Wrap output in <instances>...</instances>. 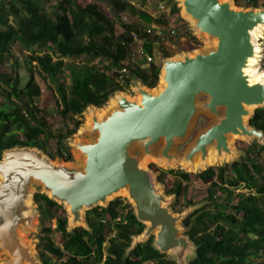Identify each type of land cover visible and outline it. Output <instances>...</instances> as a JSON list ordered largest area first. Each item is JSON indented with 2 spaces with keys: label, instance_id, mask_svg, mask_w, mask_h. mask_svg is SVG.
Wrapping results in <instances>:
<instances>
[{
  "label": "water",
  "instance_id": "1",
  "mask_svg": "<svg viewBox=\"0 0 264 264\" xmlns=\"http://www.w3.org/2000/svg\"><path fill=\"white\" fill-rule=\"evenodd\" d=\"M180 9L194 33L214 42L213 47L182 58H163L158 78L164 86L153 92L137 85L133 93L140 97L139 102L117 93L115 106L99 119L97 109L90 106L86 141L71 143L81 164L54 163L37 148L15 146L2 152L3 264H41L21 236L34 229L35 216L29 204L34 186L68 208L73 229L82 226L85 230L84 212L106 208L110 199L125 193L136 221L145 226L140 235L131 237L126 255L154 235L151 245L159 254L175 255L176 264L194 259L196 247L181 235L178 225L198 209L174 215L168 208L170 199L156 187L153 174L143 165L148 160L165 167L183 165L187 170L196 165L195 170L201 173L207 170L209 152L215 162L233 158L232 137L254 139L264 147V132L247 123L252 112L264 108V77L253 83L246 73L255 57L251 32L264 27V9L238 10L220 0H182ZM200 114L211 120L210 125L178 154L175 149L187 139Z\"/></svg>",
  "mask_w": 264,
  "mask_h": 264
},
{
  "label": "trees",
  "instance_id": "2",
  "mask_svg": "<svg viewBox=\"0 0 264 264\" xmlns=\"http://www.w3.org/2000/svg\"><path fill=\"white\" fill-rule=\"evenodd\" d=\"M108 1L116 14L131 9L129 0ZM159 1L169 9V18L178 14L175 2ZM257 1L249 0L250 8H257ZM40 2L42 6L38 5ZM138 17L150 27V32L162 33L167 39V48L171 49L178 42L168 31L169 19L165 16L151 17L139 13ZM121 28L122 33L116 36L115 22L95 3L80 6L74 0H60L51 11H48V0H6L0 3V62L11 56L16 43L25 49L34 45L42 52L29 58L28 81L24 87L20 88L17 75L0 73V83L7 89L3 92L6 99L21 102H12L9 109L0 108V158L4 150L15 146L44 152L46 140L53 137L45 112L34 105L41 91L35 81L32 62L36 63L40 75L54 84L55 105L61 118L73 121V130L67 132V136L80 126L74 117L90 106L103 107L114 93L124 90L115 82V74L108 76L90 65L95 59L106 60L111 68L119 69L129 54L132 33L145 41L144 50L152 55L149 43L153 40L140 24H121ZM171 53L165 52L164 57H171ZM66 59H81L84 64L66 66ZM64 68L69 70L70 85L67 88L60 83ZM159 73L160 67L153 63L146 69H130V78L152 89L158 82ZM1 91L0 86V95ZM248 125L264 132V108L254 111ZM57 138L60 142L63 135ZM64 149L60 144L57 154L67 162L70 155L63 157ZM255 149L264 151V147L258 145L254 146ZM253 153L259 156L255 151ZM225 173L224 168L217 175L213 169H207L194 176L202 183L210 184L207 198L211 204L195 210L183 220L185 235L196 247L195 257L188 264H252L255 259L264 260V160L246 159L244 163H234L228 176ZM169 174H173L176 181L168 193L180 197L186 191L184 183L189 182L190 176L180 171H169ZM241 187L249 192L248 195L238 201L232 200L233 190ZM33 202L41 215L53 217L51 211L59 209L55 202L39 193L34 194ZM85 221L88 230L77 227L67 233L66 220H56V230L63 243L60 248L45 239L42 251L56 260L45 264H176L154 250L152 239L137 245L126 255L131 237L140 235L145 226L136 221L133 210L123 205L120 199L111 201L106 208L88 211ZM105 231L115 232V235L108 237Z\"/></svg>",
  "mask_w": 264,
  "mask_h": 264
},
{
  "label": "rangeland",
  "instance_id": "3",
  "mask_svg": "<svg viewBox=\"0 0 264 264\" xmlns=\"http://www.w3.org/2000/svg\"><path fill=\"white\" fill-rule=\"evenodd\" d=\"M6 0H0L1 2H5ZM60 0H48V11H51V8H53ZM153 0L151 3H149L147 0H129V5L131 9H128L125 12L122 13H114L109 5L108 0H74V2L80 6H85L88 3H95L97 4L101 11L105 13L110 19H112L115 22V31L114 34L116 36L120 35L122 33V25H130L132 23L137 22L140 24V28H142L143 31L148 32L150 27L144 23V21H139V13H145L148 16L153 15V12H156V3L159 0H156L154 2ZM176 3V6L179 9V12L177 15L170 17L169 19V30L172 31L173 34L171 35L174 38L178 39V42L172 46V48L168 47V42L163 35H158L156 33L151 32L150 33V40H153L152 43H149V47H151V56L153 57V62L155 65L160 67V73H161V61L163 60L164 53L170 52L171 57L168 58H176L178 56L182 55H193L194 52L202 51V50H208L213 47L212 42L197 36L193 29L192 24L189 20H187L180 9V4L178 0H172ZM221 2H230L232 4V7L234 9L238 10H249L252 9L249 6V0H220ZM161 2V1H160ZM39 6H42V3H38ZM264 0H258L257 1V8H253L255 10H263L264 7ZM166 10H169L166 8ZM158 14V13H156ZM160 14V13H159ZM158 14V15H159ZM138 15V16H137ZM9 21H12V18L9 17ZM171 34V33H170ZM158 38V39H157ZM172 39V38H171ZM142 47L145 44V41L142 39ZM258 45L260 48V54H259V60L257 61V70L264 75V30L261 31V36L258 39ZM144 48V47H143ZM170 49V50H169ZM42 52L38 48H36L34 45L30 49H25L20 43H16L13 45L11 49V56L5 58L3 61L0 62V73H6L10 75H17L20 82V88L24 87L26 82L28 81V73H27V64L30 62L29 58L41 55ZM173 54V55H172ZM53 55V54H52ZM53 60L55 58L53 57ZM66 66L70 67H76L81 66L84 64V60L81 59H66L64 60ZM34 77L37 85L40 88L41 95L39 98L34 100V105L39 109L43 110L45 112V120L48 124L49 131L51 134H53V137L49 138L45 142V151L42 153L48 157L52 162L54 163H66V164H72L76 163L74 158V151L75 149L71 145L73 142L78 141H86V136L81 137L79 135V130L84 128L87 122V115L89 114V111L91 110V107H88L85 109V111L80 115L74 117V120L80 122L79 128L72 134L67 136L66 133L73 130V121L70 120H63L61 116L58 113V110L56 108V99L57 96L55 94V87L54 84L47 78H44L39 73V69L36 66V63L32 62ZM90 65L97 68L99 71L104 72L108 76H114L117 69L111 68L109 63L106 60L99 61L98 59H95L90 63ZM145 69L148 67H144ZM160 76V74H159ZM60 83L64 85L66 88L70 85V77H69V70L68 68H64L62 72L60 73ZM160 79L158 78V82L156 86L151 91H155L158 89ZM1 85V95H0V108H10V104L14 102L15 104H21V102H18L17 100L12 99L9 101L6 99V96L3 94L4 91H6V87ZM137 85H142L140 81L138 80H131L130 84L126 87H124V90L122 92H116L114 93L108 101L105 103V105L101 108H96L98 111H101V113H107L109 111H106L107 104L111 99L115 97L117 93H123L130 99H138V97L133 93V88ZM143 86V85H142ZM145 87V86H144ZM104 110V111H103ZM253 114V112H252ZM211 120L204 116L199 115L197 119L195 120L190 133L187 137V139L179 144L177 148L175 149V152L178 154H181L187 147L191 144V142L195 139L196 134L210 125ZM248 123V119H247ZM63 135V139L58 140V136ZM63 148H65L63 157H66V155H70V160L65 162L61 157L57 154V149L59 148V145ZM230 150L234 153L233 158H228L227 156L224 158L219 159L217 162H214L212 164H209L206 166V169H213L215 171V174H218V171L222 168L226 170L225 176H228L230 174V167L234 163H244L246 162V159H252L255 161L262 162L264 160V151H258L254 150V146L257 145V141L254 139L251 140H244L242 138L238 137H232L230 140ZM255 151L258 153V157L255 156L253 153ZM77 164V163H76ZM78 165V164H77ZM144 168L148 169L154 176L156 187L160 190V192L166 197V199H170V204H168V208L174 215L183 214L184 211L191 209H200L206 205L211 204V202L207 198V191L210 187V184H204L198 179H196L194 176L198 173L197 170H191L186 169L185 167L179 166V165H170L168 167H165L160 162H157L155 160H148L143 165ZM248 167V165H247ZM169 171L173 172H184L189 174L190 180L187 183H184V186H186V191L184 194H182L180 197H176L175 195L169 194L168 192L170 189L173 188V184L176 181V177L173 174H169ZM160 178V180H159ZM39 193L41 194V188L39 186H34V189L32 190V197L30 199L29 204L31 205L32 213L35 216L34 220V229L29 231L28 235L24 237L25 242L30 247L32 251V255L40 261L41 264H45L46 262L53 263L56 262V260L49 255L45 254L42 251V245L45 242V239H49L52 241L55 246L62 247L63 238L61 237V234L56 230V220L59 218L65 219L67 222L66 231L67 233H70L72 231V227L68 223L69 221V213L68 208H66L64 205H58L59 209L55 211H51V214L47 215H41L36 204L33 202V196L34 194ZM248 191L245 190L243 187L238 188L237 190H233V196L232 200L238 201L242 197L248 195ZM115 199H120L123 203V205H128L133 210V206L131 205V202L127 199V196L125 194H119L117 197H114L109 200V203ZM262 208H264V199L262 200ZM86 213L84 212L82 214L83 219L85 220ZM183 220L179 223V228L182 229V236L185 235L186 228L183 226ZM80 226V225H78ZM82 227V226H81ZM108 237H113L115 235V232H107L105 231ZM152 241L154 240V235L151 236ZM133 242V239H131V244ZM107 246V244L105 245ZM166 260L176 262L175 255H165ZM193 258V255L189 256L186 260V263H188L189 260ZM3 258H0V264H3ZM59 263V262H58ZM252 264H264L263 259H255L252 261Z\"/></svg>",
  "mask_w": 264,
  "mask_h": 264
},
{
  "label": "built area",
  "instance_id": "4",
  "mask_svg": "<svg viewBox=\"0 0 264 264\" xmlns=\"http://www.w3.org/2000/svg\"><path fill=\"white\" fill-rule=\"evenodd\" d=\"M151 3L153 0H147ZM156 2V0L154 1ZM156 13H160L159 16H165L169 18V10H166L165 5L158 1L156 3ZM147 33H151L150 30ZM171 35L173 32H170ZM158 35H162L160 31L156 32ZM132 42L129 45V54L123 65L115 72V82L122 88L128 86L131 82L130 69L148 67L153 62V57L146 53L142 47V39L136 33L131 34Z\"/></svg>",
  "mask_w": 264,
  "mask_h": 264
},
{
  "label": "bare ground",
  "instance_id": "5",
  "mask_svg": "<svg viewBox=\"0 0 264 264\" xmlns=\"http://www.w3.org/2000/svg\"><path fill=\"white\" fill-rule=\"evenodd\" d=\"M182 0H178V2H179V4H180V2H181ZM183 14V13H182ZM184 16H185V14H184ZM186 17V16H185ZM186 19H187V17H186ZM189 19V18H188ZM187 19V20H188ZM262 30H264V27H258L255 31H253V32H251V40H252V43H253V45H254V53H255V57H253V58H251L250 59V61H249V64L251 65V67L250 68H247V70H246V73L247 74H249V76H251L253 79H252V81L251 82H253V83H255V82H259L263 77H264V75L262 74V72L260 73L258 70H257V68H256V64H257V61L259 60V54H260V48H259V45H258V39H259V37L261 36V31ZM212 45H214V42H212ZM195 53V52H194ZM179 58H182V56H179ZM250 77V78H251ZM162 86H164V84H163V82H162V80H160L159 81V85H158V89L160 90L161 89V87ZM159 90H155V91H159ZM154 91V92H155ZM138 97V99H134L136 102H139V100H140V97L139 96H137ZM117 100V96H115L113 99H111L110 101H109V103L107 104V107H106V111H109L110 112V110L115 106V104H116V101ZM104 111V110H103ZM104 114H106V113H104ZM103 113H101V111H98V110H95V115H96V117H97V119H99L102 115H104ZM87 122H86V125H85V127L84 128H82V129H80L79 130V135H81V137L83 138V137H85V136H87L86 135V133H85V130L87 129H89L90 127H91V120H90V117H89V115H87ZM74 158H75V161H76V163L79 165V164H81L83 161H82V159H81V157H80V154H79V152L78 151H74ZM215 162V159L213 158V157H211V155H210V152L208 153V156H207V159H206V166H208L209 164H212V163H214ZM180 166H182V167H184L183 165H180ZM196 168V165H194V167H193V170ZM121 194H125V193H121ZM126 195V194H125ZM71 222V219L69 218V221H68V223H70ZM24 234V233H23ZM21 235L23 238H24V235ZM26 234V233H25Z\"/></svg>",
  "mask_w": 264,
  "mask_h": 264
},
{
  "label": "crops",
  "instance_id": "6",
  "mask_svg": "<svg viewBox=\"0 0 264 264\" xmlns=\"http://www.w3.org/2000/svg\"><path fill=\"white\" fill-rule=\"evenodd\" d=\"M157 16H159L158 14H156V12H153V15H152V17H157ZM102 72V71H101Z\"/></svg>",
  "mask_w": 264,
  "mask_h": 264
}]
</instances>
